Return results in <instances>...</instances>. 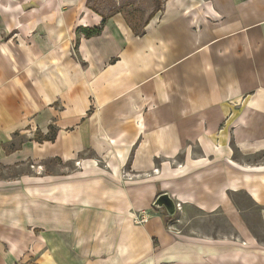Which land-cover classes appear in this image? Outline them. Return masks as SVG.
I'll return each instance as SVG.
<instances>
[{
	"label": "crops",
	"instance_id": "0c3cea01",
	"mask_svg": "<svg viewBox=\"0 0 264 264\" xmlns=\"http://www.w3.org/2000/svg\"><path fill=\"white\" fill-rule=\"evenodd\" d=\"M88 2L0 0V166L61 171L35 172L48 244L0 220V264L30 240L48 245L46 264H73L75 244V264H264L233 199H251L264 225V0H163L141 36ZM163 194L222 220L170 230L157 211L136 226Z\"/></svg>",
	"mask_w": 264,
	"mask_h": 264
},
{
	"label": "rangeland",
	"instance_id": "374dc122",
	"mask_svg": "<svg viewBox=\"0 0 264 264\" xmlns=\"http://www.w3.org/2000/svg\"><path fill=\"white\" fill-rule=\"evenodd\" d=\"M97 1L96 8L105 15H109L112 12L122 11L132 21L145 22L148 16L153 11V0H95ZM93 3V2H92ZM25 140L23 137L16 138L14 142L15 146L20 145ZM33 162L26 163L22 166H0V220L4 219L12 221L13 223H19L20 225L27 222L28 226L25 225L24 230L33 231L37 238H42L45 244H48V230L50 222V198H49V185L47 179L38 180L36 170L43 171V175L48 176L50 173H61L60 167L56 162H45V166L38 168ZM35 168V171H34ZM39 172V171H38ZM73 173V168H69L66 173ZM124 177L126 174L124 172ZM236 204L241 207L244 215L249 222L253 233L264 241V225L260 219V213L257 208L253 207V202L244 194H239L233 197ZM157 200V199H156ZM176 203V213L169 215L165 208H159L155 206V202L152 206L151 211L146 212L145 217L148 221L152 215L159 211V215L164 220L168 229L171 230L172 225H179L178 221L182 220V223L188 222L189 220H200L202 221L203 231L207 225L220 224L222 218H216V216H208L198 211L188 208L184 211V208L178 201ZM24 209V211H23ZM187 211V212H186ZM54 214V213H53ZM57 217L64 216L63 212H57ZM70 215V214H67ZM142 215V217H141ZM136 216L139 220H144V211L133 214L131 221L136 226H142L144 224H136ZM58 220V219H57ZM148 223V222H147ZM146 224V223H145ZM27 228V229H26ZM14 235V232L11 233ZM74 237H77V229L73 230ZM36 238V239H37ZM38 243L30 240V244L27 247L26 256L21 257V260H15L12 264H42L47 263L45 261L48 258L47 247L45 244L40 246ZM37 245V246H36ZM7 247V246H6ZM81 245H69L67 252L70 255L71 263H77L76 260L80 259ZM42 249V250H41ZM57 252L64 250V246H56ZM41 253H44L43 257H40ZM42 258V259H41ZM41 259V260H40ZM40 260V261H39Z\"/></svg>",
	"mask_w": 264,
	"mask_h": 264
},
{
	"label": "trees",
	"instance_id": "16d2710c",
	"mask_svg": "<svg viewBox=\"0 0 264 264\" xmlns=\"http://www.w3.org/2000/svg\"><path fill=\"white\" fill-rule=\"evenodd\" d=\"M93 2V3H92ZM97 5V1L95 0H89L88 5L89 8L102 15L103 17V24H105L109 18L113 17L116 14H122L126 20L127 25L130 27V29L133 31V33L136 36H141L144 34L145 32V28L148 25V23L155 17V15L161 10L162 5H163V0H153V11L151 12V14L148 16L147 20L145 22H140V21H132L126 14H124L122 11H116V12H112L109 15H105L104 13L100 12V10L98 8L95 7V5ZM103 28V25L94 29H83L82 32L86 37H92V36H96L98 34L101 33ZM56 137V133L53 131H50L48 136H45L44 138H40L38 137V141L43 142V141H54ZM15 149V148H13ZM12 150L9 149L8 152H11Z\"/></svg>",
	"mask_w": 264,
	"mask_h": 264
},
{
	"label": "water",
	"instance_id": "95a60500",
	"mask_svg": "<svg viewBox=\"0 0 264 264\" xmlns=\"http://www.w3.org/2000/svg\"><path fill=\"white\" fill-rule=\"evenodd\" d=\"M155 206L165 208L169 215L176 213V203L168 194L159 196L155 201Z\"/></svg>",
	"mask_w": 264,
	"mask_h": 264
},
{
	"label": "built area",
	"instance_id": "2783aa9c",
	"mask_svg": "<svg viewBox=\"0 0 264 264\" xmlns=\"http://www.w3.org/2000/svg\"><path fill=\"white\" fill-rule=\"evenodd\" d=\"M145 215H146V212H144V220H142V221H140L139 217L136 216V219H135L136 224H145V223H147L148 219L145 217ZM141 217H142V215H141Z\"/></svg>",
	"mask_w": 264,
	"mask_h": 264
}]
</instances>
